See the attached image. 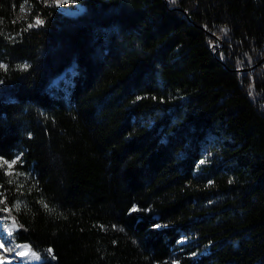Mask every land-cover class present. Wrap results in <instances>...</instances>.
I'll use <instances>...</instances> for the list:
<instances>
[{
    "label": "trees",
    "instance_id": "obj_1",
    "mask_svg": "<svg viewBox=\"0 0 264 264\" xmlns=\"http://www.w3.org/2000/svg\"><path fill=\"white\" fill-rule=\"evenodd\" d=\"M79 2L0 0L10 240L34 264H264V0Z\"/></svg>",
    "mask_w": 264,
    "mask_h": 264
},
{
    "label": "rangeland",
    "instance_id": "obj_2",
    "mask_svg": "<svg viewBox=\"0 0 264 264\" xmlns=\"http://www.w3.org/2000/svg\"><path fill=\"white\" fill-rule=\"evenodd\" d=\"M44 2H52L57 5V2L55 0H43ZM75 6L73 7H65L64 5L59 3V6H57L60 10L64 11L67 14L76 15L81 13L84 10L83 5L79 2V0H72ZM31 11V6L28 2H25L19 13L18 18L19 19H26L29 17ZM64 74L62 75V77ZM57 81V79L55 80ZM13 166V163H12ZM11 172V171H10ZM16 227L13 225L7 229H5V224L0 221V264H34L38 262L39 258L38 255L31 251L30 253L33 254L34 257H32L31 261L29 262H23L18 256H16L15 250L19 247L25 246V244H15L13 241L10 240L8 234L12 232ZM183 242L186 240L183 239Z\"/></svg>",
    "mask_w": 264,
    "mask_h": 264
},
{
    "label": "bare ground",
    "instance_id": "obj_3",
    "mask_svg": "<svg viewBox=\"0 0 264 264\" xmlns=\"http://www.w3.org/2000/svg\"><path fill=\"white\" fill-rule=\"evenodd\" d=\"M14 254L18 256L23 262H29L31 261L32 257H34L33 254L30 253L29 247L27 245L17 248Z\"/></svg>",
    "mask_w": 264,
    "mask_h": 264
},
{
    "label": "snow or ice",
    "instance_id": "obj_4",
    "mask_svg": "<svg viewBox=\"0 0 264 264\" xmlns=\"http://www.w3.org/2000/svg\"><path fill=\"white\" fill-rule=\"evenodd\" d=\"M57 6H59V3H58V0H57ZM36 23L37 24H42L43 23V21H41V20H37L36 21ZM29 26H31V25H29ZM3 67H5L4 65H2V64H0V68H3ZM26 67V66H25ZM16 161H13L12 163L14 164ZM4 163H8L7 161H4ZM8 167L9 168H11L12 167V164H8ZM9 174H11V173H9ZM43 203V202H42ZM43 206L47 209L48 208V205L47 204H43ZM17 208H19V205H17ZM135 210V209H134ZM49 251H51V250H49Z\"/></svg>",
    "mask_w": 264,
    "mask_h": 264
},
{
    "label": "water",
    "instance_id": "obj_5",
    "mask_svg": "<svg viewBox=\"0 0 264 264\" xmlns=\"http://www.w3.org/2000/svg\"><path fill=\"white\" fill-rule=\"evenodd\" d=\"M26 245L30 248V246L28 244H26Z\"/></svg>",
    "mask_w": 264,
    "mask_h": 264
}]
</instances>
